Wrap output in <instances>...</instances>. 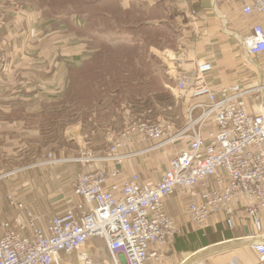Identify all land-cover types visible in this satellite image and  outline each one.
Wrapping results in <instances>:
<instances>
[{"label": "rangeland", "instance_id": "374dc122", "mask_svg": "<svg viewBox=\"0 0 264 264\" xmlns=\"http://www.w3.org/2000/svg\"><path fill=\"white\" fill-rule=\"evenodd\" d=\"M24 1L26 4H0V9L21 14L13 22L0 11L10 28L6 31L0 23V72L14 57H24L26 66L40 63L38 69L48 64L56 69L69 51L85 46L94 50L85 65L69 71L65 79L59 72L53 79L52 74L34 71L22 77L21 84H0L1 90L5 84L6 92L19 95L13 101H0V108L14 110L8 117L0 114V130H4L0 142L5 146L22 142L26 149L23 160L14 155L9 156L13 159L0 160V219L22 218L24 210L9 202L8 197L13 196L25 208L37 211L41 215L38 224L44 227L49 217L64 209L61 199L70 194L75 176L83 169L101 166L95 160L106 156L111 142L129 122L159 121L174 135L185 130L183 137L164 147L178 153L188 143L185 135L191 133L186 130L190 116L187 101L179 97L176 82L170 77L171 60H158L164 84H156L158 81L146 74L150 45L175 48L173 24L169 18L160 20V11L150 13L148 6L141 5L122 6L123 0H99L101 3L85 7L87 18L86 13L77 11L83 8L81 4H94L95 0ZM99 11L107 15L100 16ZM139 23L156 26L136 27ZM45 32H51L50 39L42 37ZM13 46H38L40 52L14 54ZM16 128L19 131H14ZM91 239L99 244L91 245ZM76 253L77 258L85 253L88 264H112L99 237L89 238Z\"/></svg>", "mask_w": 264, "mask_h": 264}, {"label": "built area", "instance_id": "2783aa9c", "mask_svg": "<svg viewBox=\"0 0 264 264\" xmlns=\"http://www.w3.org/2000/svg\"><path fill=\"white\" fill-rule=\"evenodd\" d=\"M242 10L264 16V0L246 1ZM244 45L250 55L264 53L261 24L252 27ZM171 62L170 77L189 106L187 146L169 159L157 180L142 179L135 172L124 177L126 158L166 146L186 133L174 135L155 120H133L111 142L106 156L95 160L101 166L83 169L75 176L72 192L80 202L51 216L44 227L38 224L41 215L37 211L9 196L10 204L24 212L21 219H0V264H71L68 257L76 255L91 237L105 241L112 264H145L149 260L163 264L165 246L177 232L164 200L178 189L188 196L185 213L195 224H203L215 210L235 202L255 229H261L264 99L252 110L244 97L250 90L241 84L215 90L208 83L205 74L212 69L210 62L193 60L190 84L181 74L180 58L172 57ZM256 89L260 91L264 85ZM195 111L198 115L192 117ZM148 142L156 145L127 152ZM218 171L225 177L222 186L214 187L211 180ZM227 226H234L232 219H227ZM251 248L259 262H264V241L253 242ZM81 258L88 264L85 253L77 264Z\"/></svg>", "mask_w": 264, "mask_h": 264}, {"label": "crops", "instance_id": "0c3cea01", "mask_svg": "<svg viewBox=\"0 0 264 264\" xmlns=\"http://www.w3.org/2000/svg\"><path fill=\"white\" fill-rule=\"evenodd\" d=\"M246 1L249 0H234L233 2L228 0H123L120 5L148 6L147 10L150 13L160 11L159 19L164 21L165 18H169L173 24L175 48L168 50L166 47L153 45L148 47V56L146 55V57L149 59V66L146 74L151 79L157 80L156 84H164L163 68L158 61L160 59L170 62L171 57L180 58L182 62L180 68H183L181 74H183V79L187 84L191 83V77L194 73L193 60L207 61L212 65V69L205 74L208 83L215 90L222 86L241 84L243 88L250 90L244 97L249 107L255 110L260 103H263L264 99V89H260V91L256 89L257 86L264 85V53L250 55L244 45V38L250 34L255 24H261L264 28V16L257 12L245 14L242 5ZM0 4L26 3L24 0H0ZM0 11L3 12V18L11 16L9 19H13V22H16L21 16L20 12L6 10V8L0 9ZM28 11L32 13L31 9ZM167 12L171 16H168ZM0 18V23L8 31L10 29L9 24L3 22L1 14ZM149 20L153 21L151 17ZM1 33L4 34L3 30ZM6 35L9 36L10 34L7 33ZM44 36H48L50 39L51 32H45L42 37ZM18 47L13 46L12 53L25 55L40 52L38 46L32 48ZM93 53L94 50L92 51L88 46L74 53L69 51L56 69L49 64L47 67L38 69L40 63H36L34 66H26L25 60L22 61L24 57H20L19 60H17L19 57H14V61H10L7 68L0 72L2 74L0 84L8 85L9 82L13 81L21 84L23 83L22 77L34 73V71L39 74H52L53 79L59 72L65 79L69 71L83 66ZM180 55L181 57H179ZM153 59L157 61H153ZM167 66L169 68L170 65ZM51 71L53 72L51 73ZM38 78L41 77L38 76ZM5 84L1 86L2 90L0 89V101H13L18 98L19 95L6 92ZM179 93L181 94L180 91ZM10 95L11 97H9ZM13 111L7 112L4 108H0V114L4 113L6 117L9 114H14ZM14 131H19V129L16 128ZM0 133L3 135L4 130H0ZM21 145L22 142H16L11 146H5L0 142V160L13 159L9 157L12 155L16 156V160H23L26 149L25 145ZM154 145L156 142L136 145L127 152L151 148ZM164 147H153L146 152L126 158L122 164V175L127 177L135 172L142 179L157 180L167 167L169 159L177 153L173 149L169 150ZM5 149L13 150L9 152ZM224 177L222 171H218L211 180L212 186H222ZM61 200L64 201V209L80 202L79 198L73 194L72 189L70 194L66 197L63 195ZM187 200V194L179 189L164 200L165 210L174 219L177 232L165 246L167 254L163 264H194L198 261H201L202 264H264V262H259L256 253L251 248L253 242L264 241V213L260 218L261 229L259 231L255 229L251 218L247 217L244 210L235 202L229 208L215 210L200 225L190 221L186 215ZM227 219L233 220V227L227 226ZM90 244L98 245L99 243L91 239ZM68 258L72 262L71 264H77L78 258L75 255ZM82 262L81 258L80 264ZM104 262L107 263L108 261L104 260ZM145 264L158 263L149 260Z\"/></svg>", "mask_w": 264, "mask_h": 264}, {"label": "trees", "instance_id": "16d2710c", "mask_svg": "<svg viewBox=\"0 0 264 264\" xmlns=\"http://www.w3.org/2000/svg\"><path fill=\"white\" fill-rule=\"evenodd\" d=\"M115 2V1H114ZM96 3H101V1H99V0H95V2H94V4H81L82 6H83V8H81L80 9V11H77V12H84V13H86V16H87V18H88V15H89V12H87V11H84V9H85V7L87 8L89 5H95ZM98 6H102V5H105V4H97ZM115 5H117V4H115ZM73 11H76V10H73ZM95 13V12H94ZM99 14H100V16H105V15H107V14H105V13H103V12H101V11H99ZM110 17V22H111V20H112V17L111 16H109ZM107 18H104V20H106ZM146 22V21H145ZM136 27H145V28H154L156 25H153V24H145V23H139L138 25H135Z\"/></svg>", "mask_w": 264, "mask_h": 264}, {"label": "bare ground", "instance_id": "6f19581e", "mask_svg": "<svg viewBox=\"0 0 264 264\" xmlns=\"http://www.w3.org/2000/svg\"><path fill=\"white\" fill-rule=\"evenodd\" d=\"M82 260H83V259H82ZM81 264H83V262H82Z\"/></svg>", "mask_w": 264, "mask_h": 264}]
</instances>
